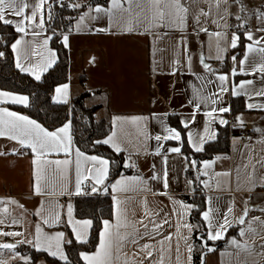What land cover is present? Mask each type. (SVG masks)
Here are the masks:
<instances>
[{
  "label": "crops",
  "instance_id": "1",
  "mask_svg": "<svg viewBox=\"0 0 264 264\" xmlns=\"http://www.w3.org/2000/svg\"><path fill=\"white\" fill-rule=\"evenodd\" d=\"M27 3L28 17L36 5L40 8L35 22L31 19L24 22L26 34L15 30L17 38L13 45L18 40L24 43L18 51L13 50L14 60L16 65L19 60L24 67L31 68L41 79L59 60L52 43L53 33L47 25L50 0H44L42 5L40 0H27ZM182 3L188 8L185 23L160 26L158 17L153 19L156 8L150 0H131V3L120 0V8H114L109 0L107 5L88 7L77 17L72 31L63 36L70 54L69 80L56 87L53 100L71 104L73 99L88 92L87 106H99L97 121L106 120L112 125L103 141L113 138L122 150L117 152L111 144L107 145L124 155V171L111 182V160L84 152L76 143L71 120L56 129H48L17 109L30 105L28 94L0 89L28 97L27 105L5 100L0 103V109L26 116L49 132L70 124L71 137L67 153L62 149L49 151L39 157L38 166L37 155L31 148L7 135L0 136V153H3L0 155V245L17 244L13 249L0 248V264H55L36 253L69 262L70 235L78 243H87L93 227L92 219L77 215V198L105 195L112 198V215L103 219L97 246L81 251L85 264L88 262L84 256L91 257L100 251L105 221L113 233L130 234L124 240H115L112 264H195V225L191 220L195 205L185 201L187 195L204 196L203 219L204 213L209 212L214 226L227 220L222 238L211 240L227 239V242L221 249L211 247L214 251L206 256V264H264V247H261L264 245V223H261L264 221V95L260 94L264 91V72L259 71L264 64V51H261L264 0H227L219 7L215 0H182ZM97 7L105 11L97 13ZM159 7L164 9L163 4ZM6 18L13 21L14 29L16 23L22 22L21 17L11 13H6ZM235 21L242 24L241 29L233 26ZM234 37H238L235 48L231 46ZM242 40L244 45L240 50ZM49 61L51 66H47ZM23 73L35 78L30 72ZM220 76L227 79L221 81ZM234 98L239 99L236 105L243 109L235 111ZM221 108L229 111L220 112ZM209 112L212 116L207 115ZM171 115L178 116L186 129L188 147L195 152L204 151L208 143L218 138L220 128L228 127L230 152L201 161L189 157L184 151L182 132L170 122ZM137 117L143 119L133 123ZM167 129L179 132L181 139L156 141L157 135H168ZM245 131L253 132L255 138L244 141L240 134ZM197 145L201 151H196ZM177 147L179 153L171 151ZM77 149L84 155L77 157ZM92 156L109 161L103 184H95L96 168L100 166L86 159ZM57 160L70 163H53ZM77 160L79 195L76 194ZM38 169L40 194L35 191ZM121 180L128 183L123 190L113 191L112 185ZM87 182L90 185L86 189ZM94 184L97 191L92 192ZM241 218L244 224L239 223ZM86 220L91 221L86 229L77 223ZM204 221L207 235L220 230L210 229L209 221ZM38 227L41 241L64 234L60 250L66 260L37 249ZM249 227L255 232H249ZM230 230L233 234L228 236ZM77 232L81 239H77ZM233 240L247 244L248 250L237 248ZM146 244L150 247L142 251Z\"/></svg>",
  "mask_w": 264,
  "mask_h": 264
},
{
  "label": "trees",
  "instance_id": "2",
  "mask_svg": "<svg viewBox=\"0 0 264 264\" xmlns=\"http://www.w3.org/2000/svg\"><path fill=\"white\" fill-rule=\"evenodd\" d=\"M53 1V0H52ZM50 5L47 10V25L53 33L52 43L58 51L59 60L40 80L20 71L15 64L13 42L17 38V32L8 24L0 22V89L25 93L30 96L28 107H17L21 112L40 121L48 129H56L68 121H72L73 132L77 145L86 153L99 154L111 160V175L109 182L124 171V155L113 151L103 139L110 133L112 125L106 120L97 121L96 113L99 106H87L86 99L89 96L85 92L73 99L71 104L56 103L53 94L58 85L68 82L70 54L63 43L65 33L71 32L77 17L86 11L88 7L95 5H107L109 0H62ZM78 5V7H74ZM244 40L241 41L239 49L242 50ZM234 109H243L237 106L238 98H234ZM170 122L173 127L179 129L185 140L184 151L191 158L198 161L215 157L219 154L230 152V133L228 127H221L218 138L208 143L205 150L195 152L187 144L186 129L181 124L178 116L171 115ZM186 202L194 204L191 220L195 225V264L202 263V256L211 247L221 249L225 246L227 239L213 242L208 239L207 226L203 219L205 210L204 196H184ZM76 212L80 218L93 220L90 239L87 243H78L72 235L67 243V251L70 261L63 263L44 253H36L37 256L45 257L49 262L55 264H85L81 257V251L93 250L98 243L99 234L103 225V219L112 215V198L105 196L79 197L76 200ZM233 234L230 230L228 236ZM23 250L27 251L23 247Z\"/></svg>",
  "mask_w": 264,
  "mask_h": 264
},
{
  "label": "snow or ice",
  "instance_id": "3",
  "mask_svg": "<svg viewBox=\"0 0 264 264\" xmlns=\"http://www.w3.org/2000/svg\"><path fill=\"white\" fill-rule=\"evenodd\" d=\"M44 3V0H40V4L42 5ZM129 3H131V0H129ZM150 3L153 4V6L156 8V16L153 17V19H156L158 17V21L160 23V26H173L174 24L183 25L186 20V15L188 12V8L185 6L184 3H182V0H150ZM216 6L219 7L221 3H227V0H215ZM163 4L164 9H161L159 6ZM112 5L114 8H120V0H112ZM74 7H78V5H74ZM28 8L27 0H0V22H3L4 24L11 25L13 24V21L11 19L6 18V13H11L14 16L21 17L22 22L15 24V30L17 32L25 33L26 34V28L24 26V22H26L28 19H31L33 22H35L37 17V11L40 8V5H36L32 12L31 17H28L25 15V9ZM243 11V9H241ZM95 11L97 13L105 11L104 9L97 7L95 8ZM203 15H208V13H203ZM239 18V17H237ZM40 26H43V22L41 21ZM206 31V29H205ZM216 36H220V33H214ZM238 37H234L231 43V46L235 48L236 40ZM248 39L251 40L252 36L251 34L248 35ZM68 37H64V42L67 44ZM24 43L23 40H18L12 47L14 51H18L20 45ZM47 41H45V44ZM249 51H251V48H249ZM261 51H264V49H261ZM3 53H0V56H2ZM233 59H235L233 57ZM51 61H49L47 66H51ZM22 72H30L35 75V78L37 80L40 79V75L38 73H34L31 68L24 67L19 60L17 61L16 65ZM207 67V65H206ZM260 72H264V64L261 65ZM219 79L221 81H225L227 78L225 76H220ZM251 83V82H249ZM241 88L244 87L243 84L240 85ZM224 89L222 88L221 91ZM57 92H60V89H57ZM261 95H264V91L260 93ZM5 100L11 102V103H20L27 105L28 104V97L26 96H16L11 95L7 92H0V103L5 102ZM57 102H61L59 99ZM251 107V105H250ZM220 112H226L229 111L227 108H221L219 109ZM208 116H212V112L207 113ZM143 118L137 117L133 118V123H135L137 120H140ZM221 123H226V121L221 120ZM187 126V125H185ZM70 129V124L66 125L65 127L60 128L58 131L55 132H49L46 129H44L40 124L36 123L34 120H30L28 117L19 115L15 112L8 111L7 109H0V136L7 135L12 140H17L22 146L31 148V150L37 155L36 164L39 166L40 160L39 157L46 154L49 151L55 150L59 152L61 149L67 153L70 143H71V137L68 135ZM168 135L161 137L160 135H157L155 137L156 141H161L162 139H176L180 140V133L173 130V129H167ZM63 134V135H62ZM115 136V134H113ZM203 140L201 139L200 143L202 144ZM105 144H111L117 152L121 151V147L118 143L115 142L113 138H109L108 140L103 141ZM202 148L197 145L196 151H201ZM172 152L179 153L180 148H172ZM3 153H0L2 155ZM84 154L81 153L78 149L76 150V156L80 157ZM86 159L91 160L94 165H99L100 167L96 168L95 172V184H103L105 179L108 175L109 170V161L106 159L98 158L95 156L92 157H86ZM53 163L59 165L61 163L67 165L70 163L68 160L64 161H54ZM193 164H195V161H192ZM79 160H77V175L78 179L76 182V194H81V187H80V179H79ZM205 167H209V165H205ZM134 180H137L138 178H133ZM128 181L121 180L117 181L115 184L112 185L113 191H120L123 190V186L126 185ZM95 184L92 186L91 191L95 192L97 191V188L95 187ZM166 186V181H165ZM35 191L37 194H40V186H39V169L37 170V183ZM103 191L107 192V188H104ZM12 203H15V201H12ZM119 203V201H117ZM231 211V209H229ZM72 215V208L69 205L68 206V216L71 218ZM245 216H247V210H245ZM55 219H59V216L57 215ZM204 219L209 221V227L210 229L213 227L219 228V231L211 232L208 235L209 240H218L222 238L223 230L227 224V220H225L224 224H217L213 225L211 223L210 219V213L205 212L204 213ZM71 222V221H70ZM45 223H48V221H45ZM82 223V227L85 229L91 225L90 220H86L83 222H77ZM240 224H244L245 220L244 218H241L239 220ZM261 223H264V221H261ZM105 224V231L101 235V242H100V251L97 252L94 256H84V259L88 262V264H112V257H113V247L115 240H124L127 238L129 233L121 234L119 231H116L113 233L110 231V225L108 221L104 222ZM120 224L116 225V228L119 229ZM147 227V225H145ZM185 227H191L190 225H185ZM76 231V229H73ZM249 232L254 233L255 230L249 227ZM5 235H13L12 233H4ZM258 235V233H256ZM14 235H19V233H15ZM63 233L57 234L55 237H46L43 241L40 239V229L37 228V239L35 246L38 250H47L50 252L51 255H59L61 259L66 260L67 258L63 255L62 251L60 250V242L63 239ZM77 239H81V235L79 232L76 233ZM240 235H245V232H241ZM167 239H171V237H168ZM53 241H55V244H53ZM70 242V241H69ZM133 243L136 241L133 240ZM232 244L236 246L239 249L248 250L249 246L247 244H240L238 241L233 240ZM15 245L13 244H3L0 245V248L4 249H13ZM53 247H55V251H53ZM118 247V246H117ZM150 246L149 245H143L141 250L146 251ZM261 247H264V245H261ZM189 252H191V248L188 249ZM150 257V253L148 254ZM162 264V262H161Z\"/></svg>",
  "mask_w": 264,
  "mask_h": 264
},
{
  "label": "built area",
  "instance_id": "4",
  "mask_svg": "<svg viewBox=\"0 0 264 264\" xmlns=\"http://www.w3.org/2000/svg\"><path fill=\"white\" fill-rule=\"evenodd\" d=\"M240 137L244 140V141H250L252 140L253 138H255V135L253 134V132L251 131H245V132H242L240 134ZM86 189L87 187L90 185V182H87L86 184Z\"/></svg>",
  "mask_w": 264,
  "mask_h": 264
},
{
  "label": "water",
  "instance_id": "5",
  "mask_svg": "<svg viewBox=\"0 0 264 264\" xmlns=\"http://www.w3.org/2000/svg\"><path fill=\"white\" fill-rule=\"evenodd\" d=\"M8 244H13V245H17V244H15V243H8ZM212 251H214V248H209L208 249V251L207 252H205L204 254H203V256H202V263L201 264H206V256L210 253V252H212Z\"/></svg>",
  "mask_w": 264,
  "mask_h": 264
},
{
  "label": "rangeland",
  "instance_id": "6",
  "mask_svg": "<svg viewBox=\"0 0 264 264\" xmlns=\"http://www.w3.org/2000/svg\"><path fill=\"white\" fill-rule=\"evenodd\" d=\"M62 0H58L57 2H61ZM54 3V0H50V5H52ZM235 28L237 29H241L242 28V24L238 23V21H235L234 22V25H233Z\"/></svg>",
  "mask_w": 264,
  "mask_h": 264
}]
</instances>
